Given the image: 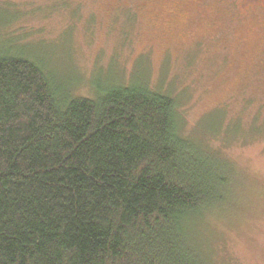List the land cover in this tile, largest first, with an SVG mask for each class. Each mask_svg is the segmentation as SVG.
<instances>
[{
	"label": "trees",
	"instance_id": "trees-1",
	"mask_svg": "<svg viewBox=\"0 0 264 264\" xmlns=\"http://www.w3.org/2000/svg\"><path fill=\"white\" fill-rule=\"evenodd\" d=\"M57 88L0 49V264H229L212 247L229 235L264 264V214L232 225L234 167L185 134L176 99Z\"/></svg>",
	"mask_w": 264,
	"mask_h": 264
},
{
	"label": "rangeland",
	"instance_id": "rangeland-1",
	"mask_svg": "<svg viewBox=\"0 0 264 264\" xmlns=\"http://www.w3.org/2000/svg\"><path fill=\"white\" fill-rule=\"evenodd\" d=\"M262 2L0 0V49L41 66L73 98L136 81L172 96L185 134L211 139L234 167L232 225L248 228L244 212L264 214ZM229 237L227 248L212 244L230 251L229 264H258Z\"/></svg>",
	"mask_w": 264,
	"mask_h": 264
},
{
	"label": "flooded vegetation",
	"instance_id": "flooded-vegetation-1",
	"mask_svg": "<svg viewBox=\"0 0 264 264\" xmlns=\"http://www.w3.org/2000/svg\"><path fill=\"white\" fill-rule=\"evenodd\" d=\"M259 0H245V5L244 6H249V5H255V2L258 3ZM264 4V2H262Z\"/></svg>",
	"mask_w": 264,
	"mask_h": 264
}]
</instances>
